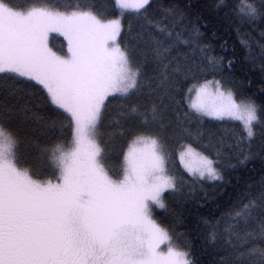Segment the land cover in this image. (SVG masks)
<instances>
[{"label": "snow or ice", "instance_id": "snow-or-ice-1", "mask_svg": "<svg viewBox=\"0 0 264 264\" xmlns=\"http://www.w3.org/2000/svg\"><path fill=\"white\" fill-rule=\"evenodd\" d=\"M112 4L116 13L108 17L96 10L94 0L26 9L0 0V264H195L188 246L176 243L155 215L157 209H166L164 193H175L183 183L182 177L167 172L166 125L157 106L131 107L140 127L131 132L120 169L113 170V149L101 139L100 129L109 97L130 99L147 90L149 98L162 92L178 105L175 96L183 90L182 77L197 81L182 96L191 110L241 122L237 147L245 141L250 146L255 129L264 128V106L237 102L231 92L221 90L219 80L198 82L197 73H222L223 61L201 46L199 29L193 28L188 37L176 30L183 26L182 14L169 8L163 19L154 21L149 15L153 0ZM216 7L229 5L218 0ZM231 12L237 24L259 28L264 41V0H240ZM126 13L138 15L142 27L156 29L158 35L149 34L151 75L135 63L133 52L120 39L118 17ZM53 32L67 41L66 53L50 47ZM241 43L251 56L252 45ZM258 46L264 62V42ZM197 51L203 58L199 62ZM148 60L145 56V64ZM21 100L25 104L20 110L28 111L33 104L54 112L49 125L61 130L60 138L42 148L46 164L40 167L21 164L17 156L20 141L9 125ZM171 132L191 135L179 120ZM261 136L264 139V132ZM183 148L202 162L186 165L194 181L222 178L207 156L191 144ZM245 199L247 203L229 217L245 225L257 221L264 238V182L258 194L249 193ZM234 227L229 223L225 228L233 247V238H240ZM217 235L211 232L213 242ZM249 254L255 258L253 264H264V248H251Z\"/></svg>", "mask_w": 264, "mask_h": 264}, {"label": "trees", "instance_id": "trees-1", "mask_svg": "<svg viewBox=\"0 0 264 264\" xmlns=\"http://www.w3.org/2000/svg\"><path fill=\"white\" fill-rule=\"evenodd\" d=\"M9 2L17 8L26 9L33 4L62 6L74 0ZM217 2L218 0H153L149 15L157 21L163 19L165 9H175L183 15V26L177 25L176 30L188 37L193 28L199 29L201 46L205 47L209 55L222 59V73H197L199 83H204L205 79L219 80L222 89L230 91L236 100H250L258 107L264 106V62L260 59L261 49L258 46L264 41L261 40L260 29L250 30L247 25L237 24L231 6L238 4L240 0H227L229 8L223 10L216 7ZM94 3L99 13L108 17L115 15L112 0H94ZM177 19L179 20V16ZM121 23L122 43L133 52L135 63L144 65L147 74L151 75L149 34L158 35L156 29L142 27L144 21L134 13L123 15ZM165 23L172 27L170 21ZM242 40L252 45L251 56L249 48L241 43ZM60 49L62 51V47ZM181 50L186 51L185 46L181 45ZM196 55L198 62L203 59L198 51ZM145 56L149 57L147 64ZM196 82L180 78V84L184 87L175 96L180 101L178 105L163 97L162 92L153 93L149 98L147 90L143 96H132L130 99L109 97L111 103L106 101L108 108L100 126L101 139L113 149L109 154V166L113 170L120 169L127 144L133 138L131 132L140 127L138 118L130 114L131 107L138 105L143 109L155 104L166 125L164 138L168 156L167 172L183 178L178 191L164 193L166 209H157V220L169 229L176 243L188 246L195 264H253L255 258L249 254L250 249L264 248V238L259 236V224L252 220L245 225L242 220L237 222L229 217V213L233 209H239L242 203H247V194H258L261 183L264 182V139L261 136L264 128L255 129L256 136L250 146L245 141L237 147L242 132L240 122L200 117L190 110L186 99L182 100V96L187 95V89ZM14 102L9 101L10 104ZM24 104L25 100H21L14 109L9 126L20 141L17 147L20 163L40 167L46 164L42 148L60 138L61 130L49 125V121L55 119L54 112L33 104L28 105V111L20 110ZM177 120L191 135L187 132L172 134L171 129L175 127ZM188 144L214 162V166L220 171V180H193L179 159V149ZM245 155L248 156L246 160L243 159ZM229 223L234 224L233 231L240 234V238L234 237L232 240L235 247L228 243V234L225 232ZM213 230L218 233L215 242L211 239Z\"/></svg>", "mask_w": 264, "mask_h": 264}, {"label": "rangeland", "instance_id": "rangeland-1", "mask_svg": "<svg viewBox=\"0 0 264 264\" xmlns=\"http://www.w3.org/2000/svg\"><path fill=\"white\" fill-rule=\"evenodd\" d=\"M118 18H122V17H118ZM49 45L50 47L54 50V51H60L61 47H62V51L63 52H67V41L64 39L63 36L59 35L58 33H51L49 36ZM203 84V83H200ZM209 90L210 91H215V89L212 87V85H209ZM222 91H224L225 93L230 92L224 89H221ZM237 102H240L238 100H236ZM188 104V102H187ZM191 110V109H190ZM193 111V110H191ZM194 112V111H193ZM195 113V112H194ZM197 114V113H195ZM198 116H200L199 114H197ZM200 117H207V116H200ZM207 118H212V117H207ZM215 119V118H213ZM224 119H229V120H235V119H230L228 117H225ZM240 122L239 120H235ZM241 123V122H240ZM127 151V150H126ZM196 151V150H195ZM182 152L183 154V159L181 158L182 156ZM197 152V151H196ZM126 153V152H125ZM201 154V153H200ZM202 155V154H201ZM204 156V155H202ZM179 159H180V163L183 166V168L187 171L186 165L187 166H191V167H197L199 166L202 162L199 160V158L193 156V155H189L184 151L183 146L179 149ZM188 172V171H187ZM163 247V246H162Z\"/></svg>", "mask_w": 264, "mask_h": 264}]
</instances>
